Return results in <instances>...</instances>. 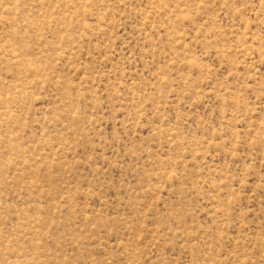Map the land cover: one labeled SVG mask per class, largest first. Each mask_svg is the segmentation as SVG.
Returning <instances> with one entry per match:
<instances>
[{
    "label": "rangeland",
    "instance_id": "obj_1",
    "mask_svg": "<svg viewBox=\"0 0 264 264\" xmlns=\"http://www.w3.org/2000/svg\"><path fill=\"white\" fill-rule=\"evenodd\" d=\"M0 264H264V0H0Z\"/></svg>",
    "mask_w": 264,
    "mask_h": 264
}]
</instances>
